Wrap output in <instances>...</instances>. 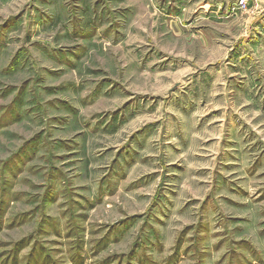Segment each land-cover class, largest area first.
<instances>
[{"label":"rangeland","instance_id":"obj_1","mask_svg":"<svg viewBox=\"0 0 264 264\" xmlns=\"http://www.w3.org/2000/svg\"><path fill=\"white\" fill-rule=\"evenodd\" d=\"M0 264H264V0H0Z\"/></svg>","mask_w":264,"mask_h":264}]
</instances>
